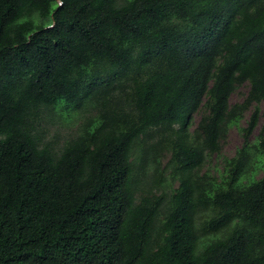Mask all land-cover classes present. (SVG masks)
I'll list each match as a JSON object with an SVG mask.
<instances>
[{
	"label": "trees",
	"instance_id": "obj_1",
	"mask_svg": "<svg viewBox=\"0 0 264 264\" xmlns=\"http://www.w3.org/2000/svg\"><path fill=\"white\" fill-rule=\"evenodd\" d=\"M0 264H264V0H0Z\"/></svg>",
	"mask_w": 264,
	"mask_h": 264
},
{
	"label": "rangeland",
	"instance_id": "obj_2",
	"mask_svg": "<svg viewBox=\"0 0 264 264\" xmlns=\"http://www.w3.org/2000/svg\"><path fill=\"white\" fill-rule=\"evenodd\" d=\"M249 84H246L242 86L238 91L234 92L231 97L230 101L231 103L241 101L248 93L249 90ZM64 110H61V108L57 111L56 115L53 116L54 118V124L51 126H48V132L46 135L47 139H53V138H59L60 143H63L65 140H67L70 136H72L75 131L77 124L79 123V119L74 118L73 123L70 121H66L62 119V115ZM70 116H73V111H70ZM250 114V111L247 112V118ZM199 114L195 115L194 119H196V122L199 120ZM246 119H243L239 126H235L230 128L228 131L227 139L222 145V155H227L229 157L235 155L237 149L242 145L244 141V136L242 132L240 131V127H243L246 125ZM258 128L256 129L255 133H257ZM220 155L214 154L211 159V169L214 168V165H216L218 162H220Z\"/></svg>",
	"mask_w": 264,
	"mask_h": 264
}]
</instances>
